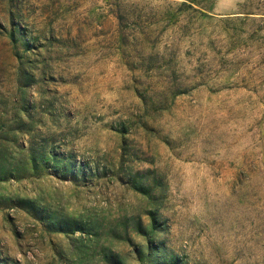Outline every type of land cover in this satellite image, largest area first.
<instances>
[{"label":"rangeland","instance_id":"rangeland-1","mask_svg":"<svg viewBox=\"0 0 264 264\" xmlns=\"http://www.w3.org/2000/svg\"><path fill=\"white\" fill-rule=\"evenodd\" d=\"M0 264H264V0H0Z\"/></svg>","mask_w":264,"mask_h":264}]
</instances>
